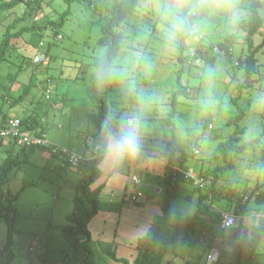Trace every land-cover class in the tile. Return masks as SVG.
I'll return each mask as SVG.
<instances>
[{"label":"rangeland","instance_id":"1","mask_svg":"<svg viewBox=\"0 0 264 264\" xmlns=\"http://www.w3.org/2000/svg\"><path fill=\"white\" fill-rule=\"evenodd\" d=\"M259 1L263 5L259 16L264 35V0ZM114 2L45 0L40 10L31 12L28 0H24L0 14L1 43L8 25H11L8 31L14 34L23 27H43L47 22L56 24L60 16L69 10L62 28L26 30L12 39L16 47L11 46L6 59L0 63V76L12 73L16 77L0 80V107L3 106V111L9 112L12 117H21L26 114L24 111L28 114L35 111L50 144L84 156L90 154L87 145H90V138L95 132L89 125V116L103 114L99 104L92 102L88 89L93 84L92 76L98 75L95 62L104 55L98 40L103 36L101 27L112 17L109 8ZM146 3L130 13L117 30L122 35V42L111 68L117 74L108 78L106 85L100 83L97 86L99 90L112 86V91L109 90L103 98V104L107 120H112L114 125L125 114L141 115L144 125L143 154L134 161L124 159L118 164L103 161L105 164L100 169L104 175L113 173L127 184L125 206L131 210L151 208L155 220L162 215L165 195L158 170L165 171L166 165L159 158L168 154V143L175 139L177 152L188 156L183 167L185 170L208 173L216 167L227 168L219 174V180L214 185L216 195L206 201L208 206L233 211L237 202L246 197L247 201L243 203L249 213L261 214L264 212V46L256 54L262 74L256 76L257 80L249 88L237 89V85L244 82L245 73L241 63L235 66L248 56V44L244 37L249 29L251 0H239L237 18L222 13L211 15L207 18L206 27L190 34L186 40L190 44L187 49H205L203 55H191V50L183 52L192 67L187 62L185 65L179 63L181 38L169 43L165 38L166 24L154 11L144 7ZM34 17L38 18V22H34ZM232 36L243 39L232 45L229 54H214L213 48L221 49L220 45ZM263 38L260 34L256 35L254 45H260ZM41 52L47 53L48 61L36 65L33 58ZM132 79L136 82L137 92L128 90ZM178 81L188 89L185 96L176 95ZM26 87L30 89L26 100L10 108L11 100L23 93ZM47 88L58 95L55 101L46 99ZM138 93L144 95L143 105L137 98ZM209 95L214 104L205 108L201 101ZM4 98L6 101L3 102ZM240 114H244L243 119L229 125ZM237 128L244 129L239 145L258 138H261V143L243 152L233 151L226 161L219 147ZM193 150H199V155L193 156ZM19 151L16 147L12 156L16 157ZM7 157L1 150L0 165ZM135 161H140V166ZM143 163H146L144 168L141 166ZM148 166L156 167L157 172H149ZM147 172L153 173L156 178L154 183L151 184L150 177H146ZM82 177L78 167L67 163L65 155L54 156L40 150L29 155L25 161L20 159L10 172H0V191L5 195H18V200L13 203L17 214L10 264H77L61 230L69 224L67 217L74 210L77 195L75 187ZM135 177L142 179L140 185L134 184ZM208 179L210 184L213 176L209 173ZM211 192L209 189L197 191L189 183H180L177 197L171 202L172 209L177 215H193L197 211L200 195ZM141 193H144V198L129 204V198L135 202ZM259 195H262L260 199ZM146 201L147 206L144 205ZM102 216L103 213L99 214L100 220ZM255 224L261 227L262 220L255 217ZM97 230L99 235L91 242L96 264H123L112 259L110 254L122 256L133 264L137 256L134 245L120 246L110 240L113 232ZM202 230L201 226L196 227L192 239L174 253H169L165 262L207 264L206 253L214 236L223 241L216 264H228L232 258L233 230L208 235H203ZM7 232V224L1 221L0 263L7 260L2 252ZM241 264H264V242L256 246L253 257L243 259Z\"/></svg>","mask_w":264,"mask_h":264},{"label":"trees","instance_id":"2","mask_svg":"<svg viewBox=\"0 0 264 264\" xmlns=\"http://www.w3.org/2000/svg\"><path fill=\"white\" fill-rule=\"evenodd\" d=\"M24 0H11L8 2L0 1V14L4 11L12 9L16 4L23 2ZM45 0H28L27 6L31 9V12H37L42 7V2ZM67 2H75L76 0H66ZM114 3L110 4V11L112 17L107 21L102 27L103 36L98 40V46L104 49V55L95 62V66L98 69V73L101 69L107 70L113 67V61L117 53L120 51L122 35L117 31L121 28L122 24L125 22L126 18L134 10L142 6L147 0H113ZM263 7L259 0H251L249 6L250 12L248 17V31L246 32L245 41L248 44V57L243 61L237 63V67L240 63L244 66L245 78L244 82L237 85V89L242 91L244 88H249L253 81H256V76L261 73L259 65V60L257 59V52L260 48L264 46V38L260 45H254L253 38L262 34V19L259 16V9ZM69 10L60 16L58 23L47 22L43 27L33 26L31 28L23 27L18 33L12 34L8 30L3 41L0 43V63L6 59L7 52L10 49L11 40L22 34L26 30H44L50 27L51 29L62 28L68 17ZM34 17V22L35 21ZM191 35H185L181 37V43L179 49L181 50V56H179V63L185 65L186 62L192 67L191 62L184 57L183 52L187 49L190 44L186 43L187 38ZM60 37V36H59ZM58 37V38H59ZM200 36V40H202ZM243 39V38H241ZM240 38L235 39L234 36L230 37L227 42L220 45L219 50L223 51L224 54H229L233 44H238L241 40ZM192 43V42H191ZM44 47V44H43ZM46 53V52H45ZM215 54V53H214ZM47 55V53H46ZM218 55V54H216ZM262 74V73H261ZM16 76H13L15 78ZM256 79V80H255ZM92 86L88 89V94L93 103H98L99 109L103 111L98 117L89 116V125L94 128L95 132L90 138V145H87V149L90 154L85 156L87 160L80 162L78 166L79 170L83 173L82 179L78 182L76 186L77 195L74 198V210L67 217L69 224L62 228L61 233L65 240L67 241L68 249L71 252L72 259L77 262V264H96L95 253L91 247L92 235L89 230V224L93 218L98 214L99 210V197L102 191V187L92 188V186L101 177V171L99 166L105 160L103 145L101 141L102 125L107 120V115L105 113L103 98L107 95V92L112 91V86L109 85L107 89H98L100 83L107 84V79L101 82L98 79V75L92 76ZM244 86V87H243ZM30 89L26 87L23 93H21L17 98L12 99L10 108L15 105H19L24 102L29 96ZM188 93L187 87L182 85L178 81V90L176 95L185 96ZM176 99V96H175ZM6 101L4 98L3 102ZM176 103V101L174 102ZM54 104V103H53ZM1 112V110H0ZM2 119V126H5L7 122L11 119L8 113L0 115ZM244 117V114H240L235 120H231L229 125L239 123ZM20 119V118H13ZM23 130L31 135L42 136L45 134L42 128L41 121L39 117L34 115H28L20 119ZM110 122L113 123L111 120ZM114 124V123H113ZM244 129L237 128L234 133L229 137L224 145L219 147V150L224 153L225 159L227 161L228 156L233 151L243 152L247 149H251L256 145L261 143V138L255 139L253 141L239 145L240 134ZM3 141L0 139V148L3 146ZM9 146L5 151L8 157L0 165V172L2 174L8 173L14 166L18 165V161L23 158L27 160L28 156L34 154L37 150L46 151L52 154L50 149L46 147H27L18 146L13 141H8ZM18 147L20 151L16 157L12 156L14 149ZM53 155V154H52ZM56 154L54 156H58ZM193 156H196L193 153ZM161 158H166L169 162H177L179 167L183 168L188 160L186 154H180L175 148V139L168 143V154L162 156ZM177 159V160H176ZM68 163V162H67ZM231 168V165L230 167ZM225 167H216L214 170H209V174L213 176V181L210 182V194L203 195L199 197L197 211L193 215H177L172 209L171 202L177 197L178 189L180 183L186 182L193 186V184L183 177L180 173L171 167L166 166V172L163 178V183L165 186V195L163 199V204L161 206L162 215L155 219L148 229L145 236L139 238L137 242V256L133 264H171L170 262H165L166 256L169 253H174L183 246L188 240L192 239V236L196 233V227L203 226L205 223L212 222L213 224L220 223V214L214 211V209L206 204L207 200L213 199L216 195L214 185L219 180V174L223 172ZM200 175L208 181V173L206 171L200 170ZM209 182V181H208ZM194 187V186H193ZM197 191H202L194 187ZM259 198V197H258ZM6 200V201H5ZM18 200V195H5L0 191V222L4 221L8 226V232L5 244L3 246L2 252L7 256V260L0 264H10L13 260L12 248L14 246L13 236L16 233V228L14 226L16 219V209L13 203ZM243 200V199H242ZM241 199L237 202L235 207V213L238 217L237 225L233 233V246H232V258L228 264H241L242 260L247 257H253L256 246L262 242L264 239V225L259 229H255L254 234L250 239L246 235H242L243 224L242 219L246 216L247 207ZM111 258L116 260L115 254H110ZM123 264H129L128 261L124 259L118 260Z\"/></svg>","mask_w":264,"mask_h":264},{"label":"clouds","instance_id":"3","mask_svg":"<svg viewBox=\"0 0 264 264\" xmlns=\"http://www.w3.org/2000/svg\"><path fill=\"white\" fill-rule=\"evenodd\" d=\"M239 0H147L146 9L154 11L166 24L165 38L169 43L177 42L185 35L194 34L207 26V18L215 14L238 17ZM117 72L111 68L101 69L98 79L103 82ZM129 92H137L134 79L128 83ZM138 100L143 105L144 95L138 93ZM201 104L205 108L213 106L212 97L206 96ZM144 125L139 113L125 114L115 125L106 120L102 125L101 141L104 158L112 164L124 159H138L143 154ZM232 221L224 225L230 228ZM219 251L211 248L206 253L207 264H216Z\"/></svg>","mask_w":264,"mask_h":264},{"label":"crops","instance_id":"4","mask_svg":"<svg viewBox=\"0 0 264 264\" xmlns=\"http://www.w3.org/2000/svg\"><path fill=\"white\" fill-rule=\"evenodd\" d=\"M0 1H2V0H0ZM5 2H7V0H5ZM14 23H17V20H14ZM13 25L15 26V24H13ZM13 25H12V28H13ZM9 27H11V25H8V28ZM8 28H7V30H8ZM11 46L16 47L13 43V40L10 44V47ZM190 50L192 51L191 55H193V54H195V55L205 54V52H204L205 49H185L184 53L185 52L189 53ZM193 50H197V52L194 53ZM9 76L13 77L12 73H8L6 76L5 75L0 76L1 77L0 80H4L5 78H8ZM49 89L50 88L45 89V94H47V91H50ZM49 95H50L49 100H51V101H52V99H53V101H55L54 99H56V97H58V95H56L55 92L52 94L51 91H50ZM52 103L55 104L56 102H52ZM0 110H1L0 115H4V114L8 113L9 118H11V119H13V118H20L21 119L25 116L36 114L35 111H32L31 114H28L27 111H24V114L26 113L25 115H23L21 117H12L9 112L3 111V106L0 107ZM41 125H42V123H41ZM44 135L46 137V133ZM2 145L3 146H1L0 151L3 150L5 152L9 146V142L4 140ZM159 160L161 161V158H159ZM104 161H106V160H104ZM132 161H134V160H132ZM102 164H105V163L102 162L101 165L99 166V168H102ZM135 164L140 166L139 165L140 161H135ZM145 165H146V163H143L141 165L142 168H144L143 166H145ZM148 167H149L148 168L149 172H153V173L157 172L156 167H152V166L151 167L148 166ZM158 171H159L158 173H161V180L163 181L166 170L161 171L159 169ZM149 172H147L146 177H150L149 179L151 180V184H152L155 182L156 178L153 177L154 175L152 176L153 173H149ZM146 177L144 176V180ZM135 178H137V177H135ZM137 179H139L142 182L141 178H137ZM99 186L102 187V191H101V194L99 197L98 214L93 218V220L89 224V230H90L91 235H92V241L94 239H96V237H97L96 235H99V231L97 229H102V230L113 232V235H111L112 238L110 236V240L115 242V243L117 242L120 246L132 247V245H134L135 247H137V242H138L139 238H142L143 236L146 235L149 227L152 225V223L154 221V218L152 216L153 213L150 210L151 208L143 207L142 210H131L129 207L125 206V202H126V198H127L126 192L128 189L127 184H125L123 179L121 180L120 178L115 177L113 173L110 175H107V174L104 175L102 170H101V177L92 186V188H97ZM144 197H145L144 193L143 194L141 193V194L137 195L135 202L131 198H129L127 201H129V204H133V203L138 202L139 199L144 198ZM187 197H189V196H187ZM261 197H262V195H259V199ZM144 205L145 206L148 205L147 201L144 202ZM235 207H234L233 211H226V212L235 213ZM213 209L218 214H220L222 211H224V210L218 209L216 206H213ZM101 213H103L104 216H102V218L100 220L99 214H101ZM255 217L260 218V214H250L249 210L247 209L246 216H244L242 219V224H243L242 235H246V237L248 239H250L252 237V235L254 234L253 232H255V229L260 228V227L258 228L259 225L255 224ZM219 224L220 223L213 224L212 222L205 223L203 226H201V228L203 229L202 234L208 235L209 233L220 232L221 230L219 228ZM207 227H209V229ZM234 229H232L233 233H234ZM233 233H232V239H233ZM212 237H213V241H212V246L210 247V249L212 247H217L220 250V248H221L220 244L223 243L222 239H219V238L214 237V236H212ZM262 242H264V239L262 240ZM121 257L122 256H116L115 261L123 259Z\"/></svg>","mask_w":264,"mask_h":264},{"label":"built area","instance_id":"5","mask_svg":"<svg viewBox=\"0 0 264 264\" xmlns=\"http://www.w3.org/2000/svg\"><path fill=\"white\" fill-rule=\"evenodd\" d=\"M35 21H38V18H35ZM61 39V37H59ZM43 47V44L40 45ZM213 52L215 54H224L223 51L219 50L218 48H213ZM48 61V56L45 52L37 53L33 58V63L36 65H41ZM50 91H47V99H50ZM211 128V127H210ZM0 139L6 140V141H13L18 146H27V147H46L50 149L53 155L56 154H63L67 157V162L71 167H78L80 165V162L87 160L84 155L76 154L74 152H71L67 149L54 146L49 143V141L46 139L45 135L42 136H35L31 135L28 132H25L23 130L22 124L20 119H10L5 126H2V119L0 117ZM193 153L197 156L199 155V150H193ZM177 160V159H176ZM161 161L167 166L171 167L174 170H176L178 173L183 175L185 180L191 182L194 187L206 190L210 189L209 182L206 181L199 172L192 171V170H185L184 168L179 167L178 163L175 162H169L166 158H161ZM141 181L137 178L134 179V184L139 185ZM211 195V194H210ZM244 202L247 201L246 197L242 198ZM260 218L262 220V223L264 225V212L260 214ZM232 221V226L230 228H225L224 225L227 223V221ZM238 222V217L234 213L222 211L220 213V224L219 228L221 231H228L232 230L236 227ZM216 248L217 247H212ZM219 251V249H218ZM220 256V251H219ZM219 259V258H218ZM217 259V260H218ZM217 262V261H216Z\"/></svg>","mask_w":264,"mask_h":264}]
</instances>
